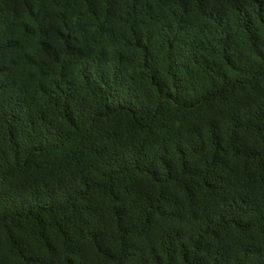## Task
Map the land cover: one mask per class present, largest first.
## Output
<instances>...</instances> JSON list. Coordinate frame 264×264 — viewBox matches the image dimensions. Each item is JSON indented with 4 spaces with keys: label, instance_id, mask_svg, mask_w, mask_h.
Here are the masks:
<instances>
[{
    "label": "trees",
    "instance_id": "trees-1",
    "mask_svg": "<svg viewBox=\"0 0 264 264\" xmlns=\"http://www.w3.org/2000/svg\"><path fill=\"white\" fill-rule=\"evenodd\" d=\"M0 264H264V0H0Z\"/></svg>",
    "mask_w": 264,
    "mask_h": 264
}]
</instances>
